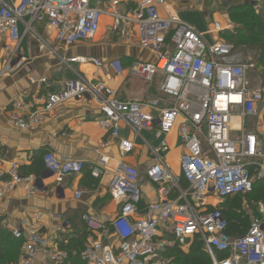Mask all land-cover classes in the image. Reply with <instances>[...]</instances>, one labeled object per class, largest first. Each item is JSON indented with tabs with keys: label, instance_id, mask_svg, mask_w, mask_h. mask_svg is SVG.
<instances>
[{
	"label": "built area",
	"instance_id": "1",
	"mask_svg": "<svg viewBox=\"0 0 264 264\" xmlns=\"http://www.w3.org/2000/svg\"><path fill=\"white\" fill-rule=\"evenodd\" d=\"M103 15L111 18L113 35L155 55L154 62L136 63L129 73L149 81L162 75L158 97L119 99L106 82L86 79L71 66L99 67L102 61L62 56L34 28L43 24L59 47L68 48L93 40ZM214 29L220 30L218 23ZM26 34L56 55L74 77L60 83V90L47 93L39 107L14 101L9 119L16 129L33 131L58 105L88 96L102 114L97 124L108 134L100 149L117 138L121 157L131 153L134 142L119 138L124 126L142 140L151 158L145 175L156 184L158 200L144 202L138 169L97 150L98 160L90 175L100 178L109 172L108 191L117 212L106 222L83 216L87 231L99 237L81 250L83 264H174L167 252L175 246L187 247L193 238L202 241L211 264H264V202L254 203L257 216L237 237L225 233L226 220L213 203L248 193L255 180L264 178V123L256 132L247 128V121L257 117L264 106V92L249 84L252 65L238 47L222 39L208 42L179 19L165 0H0V37L6 40L0 79L26 62L19 52ZM116 69L121 71L119 64ZM30 81L42 85L47 78ZM176 126L181 146L178 174L164 159L170 150L167 135ZM142 131L150 132L157 143H149ZM42 161L57 182L81 173L84 167L77 159L49 151ZM38 180L33 174L22 175L18 165L11 163L0 181V191L8 193L22 186L31 197L40 192ZM75 195L81 197L80 192ZM13 236L22 238L21 228L14 229ZM47 248L46 239L29 230L14 264H34L37 252ZM217 252L226 255L219 258ZM57 258L58 253L51 260Z\"/></svg>",
	"mask_w": 264,
	"mask_h": 264
},
{
	"label": "crops",
	"instance_id": "2",
	"mask_svg": "<svg viewBox=\"0 0 264 264\" xmlns=\"http://www.w3.org/2000/svg\"><path fill=\"white\" fill-rule=\"evenodd\" d=\"M165 4L179 19L202 33L208 42L217 39L227 41L223 37L224 33L237 36L236 28L238 30L241 25L234 23L229 16L231 10L241 4L251 5L264 24V0H165ZM160 11L162 15L165 14L163 6L160 7ZM215 23L219 24V31L214 29ZM110 25L111 18L101 16L99 29L93 40L68 48L59 47L53 34L44 30L43 24H37L34 28L62 56H91L102 61L99 67L93 64L71 66L86 79L106 82L114 89L119 99L149 101L158 97L162 75L156 74L149 81L129 73V68L136 63L154 62L155 55L120 40L111 33ZM254 32H257L260 39L264 38L261 29L255 27ZM5 41L4 37H0V68L4 62ZM230 43L240 47L245 61L252 65L253 69H250L247 75L248 80L249 75H257L264 85L262 77L264 66L255 61L257 50L235 42ZM19 52L25 57L26 62L12 74L0 79V181L6 178L11 163H16L22 175L33 174L39 177L37 186L40 192L28 197L22 186L8 193L0 191V229L13 235L14 229L21 228L23 242L17 259L26 234L29 230H34L46 239L48 245L47 251L37 252L34 264H60L63 261L68 264L67 260L71 257L79 256L81 260L82 247L87 242L99 238L87 231L83 216L89 215L106 222L117 212V206L108 191L109 172L100 178H93L90 175L92 165L98 160V151L112 159H122L138 169L144 202L158 200L156 184L145 175L151 158L142 140L134 138L124 126L119 138L134 142L131 153L121 157L117 138L110 140L107 147L100 149V144L108 140V134L97 124L102 114L96 103L88 96L71 98L58 105L48 115L44 124L33 131L16 129L9 119L14 101H23L39 107L47 93L60 90V83L74 77L71 70L60 64L56 55L41 48L39 41L30 34L23 37ZM117 64L121 67L119 73L116 69ZM44 76L47 82L42 85L30 81V79L37 81ZM262 123L264 106L257 117L247 121V128L256 132L257 126ZM141 136L151 144L157 143L150 132L142 131ZM167 140L170 150L180 147L181 152L177 130L175 132L173 129L167 135ZM170 150L164 155V159L171 170L178 174L179 168L170 165L165 158ZM48 151L58 157L81 161L84 165L82 172L57 182L55 176L48 173L43 165L42 158ZM76 192L81 193L80 198H76ZM254 214L256 217L255 210ZM57 253V259L60 260L54 262L51 260L52 255Z\"/></svg>",
	"mask_w": 264,
	"mask_h": 264
},
{
	"label": "trees",
	"instance_id": "3",
	"mask_svg": "<svg viewBox=\"0 0 264 264\" xmlns=\"http://www.w3.org/2000/svg\"><path fill=\"white\" fill-rule=\"evenodd\" d=\"M229 17L234 23L239 24V26L241 25V27H239L238 30L236 28V37H233L232 34L228 33L223 34H228V36L234 38V40L230 41L227 38H224L227 41L233 43L235 42L239 45H246L255 48L257 50L255 61L264 66V38L260 39L257 32H254L255 27L259 28L264 36V24L261 22L260 15L255 13L251 5L241 4L231 10ZM262 77H264V72L262 73ZM182 185H186V183L183 181ZM250 195V201L264 202V178L255 180L253 188L250 192L227 196L219 203L222 206H217L226 220L225 233L228 236L237 237L244 234L248 230L251 220L248 221L245 218V209L239 205L233 208L231 206L235 205L234 200L238 198H249ZM22 240V238H15L11 233L0 229V264L15 263L20 246L23 242ZM167 255L173 258L172 261L174 264H211L210 257L204 250L202 241L198 238H193L188 244L186 250L175 246L167 252ZM217 255L221 258L224 257L226 253L217 252ZM67 262L68 264H83V262L79 259V256L71 257V259H68ZM60 264L67 263L63 261Z\"/></svg>",
	"mask_w": 264,
	"mask_h": 264
},
{
	"label": "rangeland",
	"instance_id": "4",
	"mask_svg": "<svg viewBox=\"0 0 264 264\" xmlns=\"http://www.w3.org/2000/svg\"><path fill=\"white\" fill-rule=\"evenodd\" d=\"M223 37L227 38L230 41L231 40H234V38L229 37L228 34L227 35H223ZM239 49L241 50L240 47H239ZM243 58H244V56H243ZM251 69H253V68H251ZM257 74H258V72H257ZM249 81H250L249 84L251 85V87L256 86L255 88L258 87L259 89H261L264 92V85H262V83L259 80V78L257 77V75H253V76L252 75L251 76L249 75ZM258 84L259 85H262L263 88H262V86H259ZM175 128H174V131L176 132L177 129H175ZM179 153H180V147H175V148L171 149L170 152L165 156V158L167 159V162L170 165H175V166L178 167V157H179ZM246 198L245 199L238 198V199L234 200L235 201V205L234 206H231V207L233 208V207L238 206V205L239 206H242V208L245 209L244 210L245 211V218L249 221V220H252V218H254V216H255V214H254V206L253 205L256 202L249 200L251 198V195L249 196V198H247V199ZM214 203L216 204V206L221 205V204H219L220 202H217L216 200H214ZM240 203H241V205H240ZM186 249H187V247L183 248V250H186Z\"/></svg>",
	"mask_w": 264,
	"mask_h": 264
}]
</instances>
